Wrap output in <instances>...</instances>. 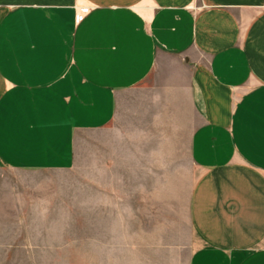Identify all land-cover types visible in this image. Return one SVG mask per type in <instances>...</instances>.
<instances>
[{
    "label": "crops",
    "instance_id": "obj_1",
    "mask_svg": "<svg viewBox=\"0 0 264 264\" xmlns=\"http://www.w3.org/2000/svg\"><path fill=\"white\" fill-rule=\"evenodd\" d=\"M126 120L187 143L128 153V220L174 215L184 264H264V0H0V171H71Z\"/></svg>",
    "mask_w": 264,
    "mask_h": 264
},
{
    "label": "rangeland",
    "instance_id": "obj_2",
    "mask_svg": "<svg viewBox=\"0 0 264 264\" xmlns=\"http://www.w3.org/2000/svg\"><path fill=\"white\" fill-rule=\"evenodd\" d=\"M127 122L122 131L117 132L116 124L88 134L71 171H0L2 186L32 185L39 203L31 205L28 199L22 205L9 202L0 208V264H184L182 255L172 248L176 223L166 220L174 215L128 220V177L141 181L142 174L130 175L126 166L136 160L127 158L129 152L164 147L185 150L187 143L125 141ZM131 122L137 125L131 132L144 128L142 110L136 111ZM146 122L145 127L152 129L151 121ZM114 163L120 167L108 168ZM111 199L114 207L100 205Z\"/></svg>",
    "mask_w": 264,
    "mask_h": 264
},
{
    "label": "built area",
    "instance_id": "obj_3",
    "mask_svg": "<svg viewBox=\"0 0 264 264\" xmlns=\"http://www.w3.org/2000/svg\"><path fill=\"white\" fill-rule=\"evenodd\" d=\"M86 10H82V13H84ZM82 17V14L80 15V18Z\"/></svg>",
    "mask_w": 264,
    "mask_h": 264
}]
</instances>
